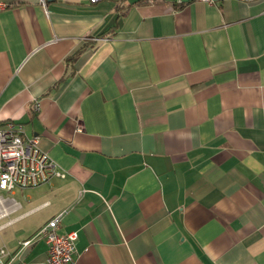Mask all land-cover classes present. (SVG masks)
Here are the masks:
<instances>
[{"label": "crops", "instance_id": "obj_1", "mask_svg": "<svg viewBox=\"0 0 264 264\" xmlns=\"http://www.w3.org/2000/svg\"><path fill=\"white\" fill-rule=\"evenodd\" d=\"M0 2V121L67 173L11 194L0 246L65 209L78 264H264V0Z\"/></svg>", "mask_w": 264, "mask_h": 264}, {"label": "built area", "instance_id": "obj_2", "mask_svg": "<svg viewBox=\"0 0 264 264\" xmlns=\"http://www.w3.org/2000/svg\"><path fill=\"white\" fill-rule=\"evenodd\" d=\"M34 107L38 109V103H35ZM66 175V171L56 163L48 151L41 148L39 138L27 136L21 122L11 119L0 121V190L11 195L17 188H35L55 177L63 178ZM10 200L11 196L4 197L0 194V218L5 216L6 205ZM65 211L64 209L55 214L32 237L21 241L17 251H9L5 246H0V264H12L22 249L29 247L40 237H44L48 245L46 264H78L75 256L77 231H57Z\"/></svg>", "mask_w": 264, "mask_h": 264}, {"label": "trees", "instance_id": "obj_3", "mask_svg": "<svg viewBox=\"0 0 264 264\" xmlns=\"http://www.w3.org/2000/svg\"><path fill=\"white\" fill-rule=\"evenodd\" d=\"M183 4H185V2H183V1H180V2L175 1V3H174L175 6H180ZM131 5H133V4L128 3V0H122V2L118 4L117 9H128ZM80 52H81V50H79L77 53H75L69 59L71 61H73L74 58L77 57Z\"/></svg>", "mask_w": 264, "mask_h": 264}, {"label": "rangeland", "instance_id": "obj_4", "mask_svg": "<svg viewBox=\"0 0 264 264\" xmlns=\"http://www.w3.org/2000/svg\"><path fill=\"white\" fill-rule=\"evenodd\" d=\"M18 190H20V189L17 188L16 191L18 192ZM18 193H19V192H18ZM18 193L16 194V197H19ZM0 194H1L2 196H4V197L11 196V195L9 194V192H5V191H2V190H0ZM6 219H8V217L1 219V220H0V224L3 223L4 221H6Z\"/></svg>", "mask_w": 264, "mask_h": 264}, {"label": "water", "instance_id": "obj_5", "mask_svg": "<svg viewBox=\"0 0 264 264\" xmlns=\"http://www.w3.org/2000/svg\"><path fill=\"white\" fill-rule=\"evenodd\" d=\"M139 1H141V0H128V3L134 4V3H137ZM181 1L186 2V1H190V0H181Z\"/></svg>", "mask_w": 264, "mask_h": 264}]
</instances>
